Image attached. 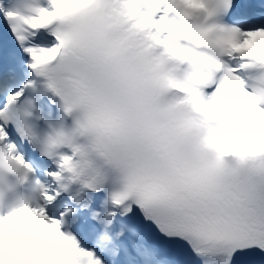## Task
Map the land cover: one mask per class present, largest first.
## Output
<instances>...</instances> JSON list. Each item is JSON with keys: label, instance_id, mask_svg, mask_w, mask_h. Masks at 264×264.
Listing matches in <instances>:
<instances>
[{"label": "snow or ice", "instance_id": "obj_1", "mask_svg": "<svg viewBox=\"0 0 264 264\" xmlns=\"http://www.w3.org/2000/svg\"><path fill=\"white\" fill-rule=\"evenodd\" d=\"M0 264H264V0H0Z\"/></svg>", "mask_w": 264, "mask_h": 264}]
</instances>
